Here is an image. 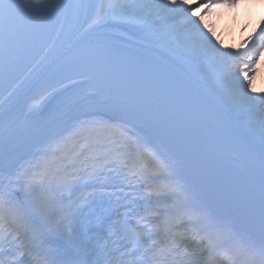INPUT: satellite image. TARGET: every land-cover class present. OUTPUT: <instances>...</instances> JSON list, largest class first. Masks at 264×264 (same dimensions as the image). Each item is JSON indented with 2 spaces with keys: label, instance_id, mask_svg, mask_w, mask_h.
I'll use <instances>...</instances> for the list:
<instances>
[{
  "label": "snow or ice",
  "instance_id": "1",
  "mask_svg": "<svg viewBox=\"0 0 264 264\" xmlns=\"http://www.w3.org/2000/svg\"><path fill=\"white\" fill-rule=\"evenodd\" d=\"M259 4L0 0V264H264Z\"/></svg>",
  "mask_w": 264,
  "mask_h": 264
},
{
  "label": "bare ground",
  "instance_id": "2",
  "mask_svg": "<svg viewBox=\"0 0 264 264\" xmlns=\"http://www.w3.org/2000/svg\"><path fill=\"white\" fill-rule=\"evenodd\" d=\"M259 23L258 22H254V23H252V24H249L250 25V30H258V28L256 29V25H258ZM244 27V26H243ZM242 27V28H243ZM248 34H246V33H242V40L244 39V37H246Z\"/></svg>",
  "mask_w": 264,
  "mask_h": 264
},
{
  "label": "rangeland",
  "instance_id": "3",
  "mask_svg": "<svg viewBox=\"0 0 264 264\" xmlns=\"http://www.w3.org/2000/svg\"><path fill=\"white\" fill-rule=\"evenodd\" d=\"M218 34V33H217ZM219 35V34H218ZM220 36V35H219ZM221 39H223L224 41H226L228 44L231 43V37H221ZM258 79H264V71H262L260 77H258Z\"/></svg>",
  "mask_w": 264,
  "mask_h": 264
}]
</instances>
